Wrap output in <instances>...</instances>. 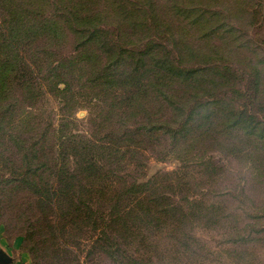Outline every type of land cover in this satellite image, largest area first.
Listing matches in <instances>:
<instances>
[{
	"label": "rangeland",
	"instance_id": "1",
	"mask_svg": "<svg viewBox=\"0 0 264 264\" xmlns=\"http://www.w3.org/2000/svg\"><path fill=\"white\" fill-rule=\"evenodd\" d=\"M130 1L133 6L135 0ZM149 1L155 4L152 15L159 19V27L149 35L144 24L136 26L141 29L135 32L120 12H114L119 10L105 5L103 0H92L90 9L99 12L101 23L115 40L121 36L117 41L126 43L121 44L122 48L137 50L152 38L174 50L172 41L176 40L211 55L213 59L204 66V78L210 77L212 69L230 68L225 78H215L211 89L199 91L196 103H189L187 108L191 110L199 102L194 109L201 110H195L198 114L189 113L188 123L182 124L183 117L172 116L150 99H144L141 108L133 105L112 111L113 118L108 122L105 118L110 104L115 103L113 95L104 96L97 89L87 88L86 82L75 75L66 79L67 84L61 77L50 83L41 81L40 88V51H45L54 63H66L71 55L84 49L72 34L51 40L46 35L0 37V46L7 38V42L13 41L16 52L27 56L32 77L35 76L31 88L13 84L8 92L3 88L7 94L0 101V108L7 105L15 109L12 126L5 133L15 131L24 138L37 132L40 136V123H49L45 152L49 151L54 129L60 126L66 133L104 144L109 134H119L114 124L120 116L130 136L117 162L104 165L105 170H115L113 182L107 183H115L118 189L124 183L150 180L156 193L164 197L157 205L154 220L147 223L148 218L144 217L133 226L136 238L130 245L129 240L118 238V248L132 258L118 255L111 259L100 251L87 254L98 232L72 227L61 232L56 229L49 205L42 203L38 192L13 182L3 190L0 188V250L10 256L11 262L15 259L24 264H264V139L243 135L228 123L233 120L230 107H246L264 122V0L139 2L146 5ZM50 2L43 6L45 14L60 8L58 0ZM120 2L126 5L125 0ZM19 4L33 16L40 13V3L24 0ZM137 5L129 23L142 22L143 17L147 24L151 23L149 10ZM181 9L193 11L196 19L202 17V22L194 24L192 17H182L178 14ZM32 15L27 22L40 25V19ZM193 62L192 66H200ZM149 121H154L157 128L151 127L150 132L139 128ZM0 137L2 142L5 140V150L0 146V182L5 177L14 180L16 173L24 170L23 157L7 137ZM16 152L19 154L15 155ZM170 206L177 210L165 216L161 211Z\"/></svg>",
	"mask_w": 264,
	"mask_h": 264
},
{
	"label": "trees",
	"instance_id": "2",
	"mask_svg": "<svg viewBox=\"0 0 264 264\" xmlns=\"http://www.w3.org/2000/svg\"><path fill=\"white\" fill-rule=\"evenodd\" d=\"M16 1L18 4H15ZM20 1L24 0H0V37L46 35L51 40L58 35L72 34L84 49L71 55L64 63L65 66L59 61L54 63L49 60L45 51H40V88L43 85L41 81L50 83L55 78L66 80L75 75L78 80L83 79L86 82L87 88L97 89L104 96L113 95L115 103L110 104L112 106L105 118L108 122L113 118L112 111H120L133 105L141 108L143 100L150 99L162 110L173 113L172 116L183 117L182 124L184 121L188 123L189 113L198 114L199 111L195 110H201L194 109L199 102L191 110V107H188V110L187 106H191L189 103H196L200 90L211 89L217 76L225 78L226 73L230 71L228 66L217 68L219 71L212 69L210 77L204 78L207 71L204 66L208 60L213 59L211 55L195 47L188 48L176 40L172 41L174 50L155 43L152 38L142 41L137 50L122 48L121 44L126 43L117 41L121 36L115 40L112 33L101 23L99 12L90 9L92 0H58L60 8L49 14H45L43 6L51 4L52 0H27L29 3H40V13L34 14L40 19V25L37 26L27 22L32 14L20 6ZM139 1L135 0L131 6L130 0H125L126 5L120 0H103L105 5L109 4L119 10L114 12H120L121 18L135 32L140 28L136 26L144 24L149 35L159 27V19L155 20L156 15H152L155 4L149 1L143 5ZM136 2L149 10L151 23L147 24L144 17L142 22L129 23V18L135 15L138 6ZM128 5L130 8L125 7ZM178 14L184 18L192 17L194 24L202 22V17L196 19L195 13L189 9H181ZM3 42L0 46V101H4V96L11 90L12 84L31 88L32 80H35L27 56L16 52L14 43H11L13 41L9 43L6 38ZM193 61L200 66H192ZM3 88L8 89L7 92L3 91ZM226 106L229 107L227 104ZM0 109V135L2 138L7 137L11 144L18 148L23 157L24 168L16 173L14 180L5 177V180L0 182V188L3 190L16 182L27 189L36 190L42 203L49 205L54 214L56 229L59 228L61 232H65L67 227L98 232L93 245L88 249V255L93 251H100L111 259L118 255L123 259L130 258L132 255L129 256L126 251L118 248V238L129 240L130 245V241L136 238L133 226L140 223L144 217L148 218L147 223L154 220L157 205L164 197L156 193L157 189L153 188L150 180L124 183L118 189H115V183H107L113 182L111 180L112 176H115V170H105L104 165L117 162L121 148L126 145L130 136L120 116L116 125L114 124L115 127L113 126L118 129L119 134L112 132L105 137L107 141L104 144H96L83 136L66 133L60 126L54 129L49 151L45 152L44 144L47 142L49 123H40V136L37 132L24 138L15 131L5 133V129L12 126L15 109L7 105ZM230 110L233 120L228 123L233 129H238L241 134L250 138L264 139V122L251 115L246 107L240 110L230 107ZM149 122L139 128L150 132L151 127L156 124L154 121ZM259 125L262 127H258ZM3 142L0 140V146L5 150ZM4 161L10 164L8 160ZM27 175L38 177L40 181L36 178L28 179ZM176 210L170 206L161 212L167 216Z\"/></svg>",
	"mask_w": 264,
	"mask_h": 264
},
{
	"label": "water",
	"instance_id": "3",
	"mask_svg": "<svg viewBox=\"0 0 264 264\" xmlns=\"http://www.w3.org/2000/svg\"><path fill=\"white\" fill-rule=\"evenodd\" d=\"M11 262L9 255L0 250V264H8Z\"/></svg>",
	"mask_w": 264,
	"mask_h": 264
},
{
	"label": "crops",
	"instance_id": "4",
	"mask_svg": "<svg viewBox=\"0 0 264 264\" xmlns=\"http://www.w3.org/2000/svg\"><path fill=\"white\" fill-rule=\"evenodd\" d=\"M8 264H24V263L21 261H15V259H14V261H12L11 263H8Z\"/></svg>",
	"mask_w": 264,
	"mask_h": 264
}]
</instances>
